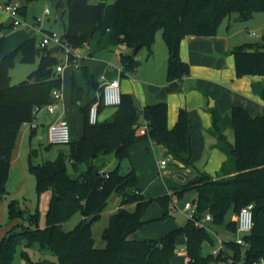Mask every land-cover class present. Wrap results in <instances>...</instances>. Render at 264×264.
<instances>
[{
	"label": "trees",
	"instance_id": "obj_1",
	"mask_svg": "<svg viewBox=\"0 0 264 264\" xmlns=\"http://www.w3.org/2000/svg\"><path fill=\"white\" fill-rule=\"evenodd\" d=\"M23 15L28 4L37 0H24ZM55 2L57 11L68 7L69 24L64 38L73 48L84 47L96 40L89 58L95 51L108 49L111 45L125 44L133 53L121 55L122 74L134 73L139 62L135 49L148 46L151 49L158 30L163 32L169 52L167 67L168 91L180 90L182 80L190 75V66L180 56L182 40L188 35L214 36L223 21L233 13L246 21L256 13L264 12V0H49ZM65 14V13H64ZM7 27L13 28L12 25ZM0 24V31L7 28ZM58 47L38 48L37 40L31 37L19 46L6 52L5 36L0 37V200L7 194V183L11 171V157L18 134L25 122H33L35 110L52 101V92L62 88V76L56 70ZM238 77H264V39L261 43H247L234 49ZM20 59L32 63L37 58L40 64L33 79L12 84L10 70ZM90 59H79V67L73 68L72 103L81 109L84 117L83 135L71 141L67 153L61 152L54 161L36 165L30 153L28 170L34 175L39 195L50 192L51 198L46 212L45 228L11 230L0 241V264H12L18 244L26 240L27 246L37 244L52 250L57 256L56 264H171L177 250V240L186 237L188 264H232L251 263L264 258V112L253 117L247 109L233 106L234 142H229L221 125L222 117L217 109H211L212 124L209 132L217 138L216 148L227 156L216 177L196 169V177L186 184L167 179L172 193L148 201L139 188V175L132 168L121 172L120 165L130 159L132 145L150 139L167 149V153L184 167L192 165V137L188 114L181 110L179 120L173 128L168 126V104L158 101L140 109L132 94L123 93L121 104L112 120L89 121L90 109L99 103L101 112L105 106L100 94L103 87L94 79ZM264 97V90H263ZM141 119L148 130L138 132ZM118 161L116 168L106 170L97 160L109 157ZM72 166L76 176L69 173ZM85 170L81 171V167ZM108 173V176L102 172ZM196 192L192 200L197 206V216L211 213L213 223L225 222L229 211L239 213L248 203H254V227L245 239L250 244L244 251L229 241L232 255L218 257L204 253V245H215V240L205 227H198L188 220L183 226L169 230L160 239H131L147 221L144 215L151 203L157 202L170 215L174 197L183 201L185 195ZM116 193L120 197L118 210L110 216L103 231L104 248H97L92 225L100 218ZM186 201H184L185 203ZM135 204L134 210L127 206ZM183 203V204H184ZM172 206V207H171ZM11 220H25V212L16 200L8 205ZM82 219L71 231L63 224L75 213ZM93 216V220L87 219ZM32 218L34 216H31ZM35 219V218H33ZM226 228L236 233L235 221ZM28 260V252L22 250ZM44 264H51L50 262Z\"/></svg>",
	"mask_w": 264,
	"mask_h": 264
},
{
	"label": "crops",
	"instance_id": "obj_2",
	"mask_svg": "<svg viewBox=\"0 0 264 264\" xmlns=\"http://www.w3.org/2000/svg\"><path fill=\"white\" fill-rule=\"evenodd\" d=\"M27 12L28 7L25 9V18L27 17ZM8 19L10 18L7 15L0 13V24L5 25L6 27L8 25H12L11 19L10 23L7 25ZM224 22L225 21H223L220 25L217 35H188L182 40L180 46V56L184 62L189 64L190 75L182 80L180 90L175 92L168 91V47L167 53H160L161 55L157 54V49H149V54L147 55L146 60H144L143 63L141 62V68L138 69L136 73H127L125 76L122 74V68L117 71H110L105 67H98L95 65L96 60L94 58V54L90 58L89 55L82 57L86 60L90 59L89 61L91 62L90 65L93 71L94 79L97 83H99V85L102 86L103 84L100 83L102 77H105L106 82L119 79L122 87V94H132L136 105L140 109L146 105L155 104L158 101H166L168 104L167 122L169 128H173L178 122L179 114L182 109L187 111L192 137L193 153L191 162L193 166L184 167L182 163L174 160L173 157L167 153V149L164 146L147 139L132 145L130 148L131 157L129 160L131 161L132 168L136 170L139 177L141 173V166L139 163L137 164L135 158L139 155L140 159L145 160L147 153L152 151L154 153L157 152L164 157V159L157 160V165L160 169L165 170L169 165L170 158H172L174 161V168L168 169L166 172L170 179L178 184H186L191 179H194L197 174L196 169L203 170L216 177L217 173L221 170L223 164L227 160V156L224 152L215 147L217 138L209 132L212 124L210 110L215 108L220 112L222 117L221 125L225 130V134L229 142L231 143L234 142L233 120L231 116V109L233 106H241L247 109L253 117L261 116L263 114L264 77L258 75L243 77L237 76L233 51L235 48L243 44H247V42L241 38V29L238 25H233L231 21H229L227 25L222 27L223 24H225ZM4 29L5 28L0 31V37L3 36ZM31 37L33 36L30 33H25L20 41L23 43ZM248 43L250 44L252 42ZM127 48L128 52L126 53H133L132 48H129L128 46ZM61 76L63 100L56 114L51 115L45 110L46 113L44 117L41 120L38 119L37 129H31L23 126L18 134L16 146L11 157V171L14 167L19 165L26 180L28 179L26 169L27 164L24 165L22 154L26 152V150L32 151L35 149L33 148V139L35 137L39 140L44 139V133H47L48 124L60 115H64L67 119L68 117L71 119H79L84 124V117L81 109L74 106L72 103L73 69L66 68ZM116 110L117 108L105 107L100 112L99 121L112 120ZM141 123L143 125L145 120L141 119ZM75 134L76 129L74 126L72 129L73 137H75ZM72 141L78 140L73 138ZM29 158L30 154L28 156V164ZM163 160L167 161L165 166L161 165V161ZM114 164L118 165V161L115 160ZM166 188L167 190L165 194L172 193L167 186ZM4 197H6V195ZM2 201H0V241L11 230L20 225L21 221H23L22 219L11 220L9 218L8 211L9 202L6 203L3 201L4 203H2ZM174 202L178 203V205L182 207L181 203H183L184 200L178 201L176 200V197H174ZM7 219H9V221H7ZM174 225L175 224H172V227L177 228ZM141 229L133 233L130 238L142 240L144 234ZM166 231L167 229L159 237L161 238L164 236V234H166L169 230L167 232ZM209 247L211 248L210 245ZM180 250L184 251V248L182 247ZM184 252L186 253V251ZM187 257L186 253L182 262L183 264H186ZM56 263L57 262H54L52 264Z\"/></svg>",
	"mask_w": 264,
	"mask_h": 264
},
{
	"label": "rangeland",
	"instance_id": "obj_3",
	"mask_svg": "<svg viewBox=\"0 0 264 264\" xmlns=\"http://www.w3.org/2000/svg\"><path fill=\"white\" fill-rule=\"evenodd\" d=\"M8 1L9 0H0V3L4 4ZM19 1L22 4H25L24 0ZM114 1L115 0H107L108 3H113ZM47 6H50L52 12L49 16L45 15L44 12ZM64 11L65 14L63 18L59 19L55 2L49 0H37L29 3L26 20L32 26L36 25L37 29H25L21 27L5 28L3 31V35L5 36L7 52L21 44L20 40H22V37L25 35V33H30L34 38H36L37 41H39L41 38V33L39 32V30H54L64 35L69 24L68 7L64 8ZM224 21L225 24H223L222 27L227 25L229 21H231L233 25H238L241 29L240 36L247 43H261L264 39V12L256 13L251 19L246 21L239 20L238 14L233 13L231 17L225 19ZM9 23L10 19H8L7 25ZM252 33H256V35L253 36ZM95 44L96 40H94L93 42H89V44H86L84 47L73 48V52L80 56L79 59H82V57H84L85 55H90V52H92L94 47L93 45ZM151 48L153 50L157 49L158 55H161L160 53H167V45L163 38V32L161 30H158L156 32L155 40ZM127 49V46L118 44L111 45L108 49L95 51V65H97L98 67H105L110 71H117L118 69L122 68L121 55L128 52ZM148 54V46H144L137 51L136 58L139 64L134 73H136L138 69L141 68V62L143 63L144 60H146ZM56 56L60 64L64 63L65 54L63 51L58 52ZM39 64V58H37L32 63H23L18 58L15 65L10 70L12 84H19L25 80H28L29 77L37 71ZM105 80L106 79L102 77L100 83H104ZM45 113L46 111L44 109H40V111H38L36 115L35 121L38 123V119L41 120L44 117ZM68 121L70 124L71 139L76 138L77 140H80L83 135V122L79 119H71L70 117H68ZM74 126L76 129L75 137H73L72 135V129L74 128ZM33 148L37 149V155L33 157L34 164L42 165L45 162L56 160L61 152L67 153L69 150V145H50L48 142V135L47 133H44L43 140H39L36 137L33 139ZM30 151L31 150H26V152L22 154L23 163L24 165L27 164L26 169L28 179L26 180V178L24 177L23 171L21 170L19 165L14 167L10 173L9 181L7 183L6 197L0 200H3L6 203L12 200H16L21 209L25 212L26 218L25 220L21 221L20 225L17 226V231H22L24 228H45L47 226L46 212L49 207L51 193L45 192L41 195L38 194L36 189L35 177L34 175L28 172L27 167L28 156L30 154ZM135 159L137 164L139 163L141 166V178L139 177V188L143 192L145 198L150 201L153 198H156V196H163L167 190V179H170V177L167 175L166 170L174 168V161L172 160V158H170L169 165L165 170L160 169L157 165V160L164 159V157H162L157 152L154 153L152 151L150 153H147V157L145 156V160L140 159L139 155L136 156ZM114 162L115 159H113L111 156L101 157L97 160V163L100 166L104 164L106 170H112L116 168L117 164H114ZM85 168V166H82L81 171L85 170ZM131 168V161L128 159L124 160L120 167L121 172L124 174L128 173ZM68 170L72 176L77 175L70 164L68 166ZM196 196V192L190 191L185 195L183 200L192 201ZM3 201L2 203H4ZM183 203H181L182 206ZM119 204V195L113 193L110 197L108 207L102 213L100 218L93 223L92 231L93 237L95 239V245L97 248H104L106 246V243L103 240L102 236L103 231L109 224L110 216L118 210ZM172 206H174V204H172ZM127 207L131 210H134L135 204L131 203ZM163 213H165V209L162 208L157 202H153L150 204L146 214L144 215V220L147 222L141 227L142 229L140 228L142 233L144 234V236L142 237L143 239H159V236H161V234L166 229L168 231L174 228L172 227V224H175V227H180L185 225L188 221L186 215L180 209H171L169 216H167L165 219H160L159 216H162ZM31 216H34L33 218L35 219H33ZM235 216L236 213L231 210L227 214L225 222L223 224L217 225L213 222H208L205 224L206 229L211 233L212 237L215 240V245H217L218 238H221L223 240H233L235 238V233L229 232L226 228V224L228 222L234 221ZM81 219L82 216L80 212L75 213L69 220H67L63 224L64 230H73L76 225L81 221ZM7 221H9V219H7ZM185 244V237L184 235H181L177 240V250L174 258L172 259L171 264H183L182 262L184 260V256L186 255V253L184 252L186 251ZM182 247L184 248V251L180 250ZM23 249H26L28 252V260H26L22 256ZM209 251V245L205 244L204 253L207 254ZM47 261L51 262V264L57 262V256L52 250H42L37 244L27 246L26 240H23L17 246L12 264H44L47 263Z\"/></svg>",
	"mask_w": 264,
	"mask_h": 264
},
{
	"label": "built area",
	"instance_id": "obj_4",
	"mask_svg": "<svg viewBox=\"0 0 264 264\" xmlns=\"http://www.w3.org/2000/svg\"><path fill=\"white\" fill-rule=\"evenodd\" d=\"M45 15H51V8L47 6L45 8ZM0 13L7 15L10 19H12V24L14 28H25V29H37V26L30 25L25 16L23 15V4L19 0H10L4 4L0 3ZM40 21V20H39ZM41 33V38L37 41L38 48L45 47H58L65 54L64 63L57 65L56 70L59 74L64 73L66 68H78L79 67V58L77 54L73 51V47L70 43L64 38L63 34H60L54 30H39ZM252 35H256V33H252ZM105 78V77H103ZM103 90L100 94L101 101L103 102L105 107H113L117 108L121 104L122 100V91L121 84L119 79H115L110 82H104L102 84ZM63 100V91L62 88L55 89L52 92V101L45 105L42 108H37L35 113L37 115L40 109L46 110L49 114H56L60 104ZM100 111H99V103L93 104L89 113V121L91 124H96L99 121ZM23 126L31 129H37L38 124L34 120L33 122H25ZM148 130L147 123L145 122L138 130L141 134L146 133ZM47 135L48 142L50 145H69L72 141L71 132H70V124L68 119L64 115L58 116L54 121H52L47 126ZM167 161H161V165L165 166ZM106 176L108 173L102 172ZM173 209H180L185 215L187 220L193 221L195 225L198 227H205V224L213 221V216L211 213H206L203 217L197 216V206L192 201H186L182 207L178 205V203H174ZM254 203H248L243 206L239 213H236L234 221L236 223V233L235 238L233 240H223L218 238L217 245L211 246L210 252L213 256L218 257L221 253L227 255L228 253L232 255V251L227 246L229 241L233 242L236 245L241 247V250L244 251L249 247L248 241L245 239L246 235H249L254 227ZM206 228V227H205ZM189 257L186 259V264H188ZM234 262L233 258H229V263L232 264ZM210 264H217L216 262H212ZM244 264H264V258H260L251 263Z\"/></svg>",
	"mask_w": 264,
	"mask_h": 264
},
{
	"label": "water",
	"instance_id": "obj_5",
	"mask_svg": "<svg viewBox=\"0 0 264 264\" xmlns=\"http://www.w3.org/2000/svg\"><path fill=\"white\" fill-rule=\"evenodd\" d=\"M58 18L59 19H62L63 18V16H64V13H65V11L63 10V9H59L58 11ZM141 48V45H138L135 49H140ZM37 72V71H36ZM36 72H34L30 77H29V80H31L33 77H34V75L36 74ZM150 201H152V200H150ZM93 216H90L88 219H87V221L88 222H91L92 220H93Z\"/></svg>",
	"mask_w": 264,
	"mask_h": 264
}]
</instances>
